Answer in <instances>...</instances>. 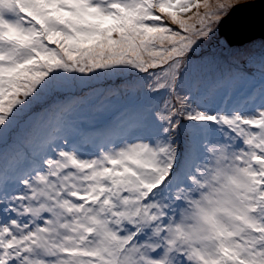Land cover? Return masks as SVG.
<instances>
[{"label":"snow or ice","instance_id":"1","mask_svg":"<svg viewBox=\"0 0 264 264\" xmlns=\"http://www.w3.org/2000/svg\"><path fill=\"white\" fill-rule=\"evenodd\" d=\"M256 7L0 0V264H264Z\"/></svg>","mask_w":264,"mask_h":264},{"label":"water","instance_id":"2","mask_svg":"<svg viewBox=\"0 0 264 264\" xmlns=\"http://www.w3.org/2000/svg\"><path fill=\"white\" fill-rule=\"evenodd\" d=\"M243 15L248 18L246 24L238 25L234 18L225 23L221 35L225 39L232 40L234 45H240L257 38L264 39V20H262L261 7L247 9Z\"/></svg>","mask_w":264,"mask_h":264},{"label":"rangeland","instance_id":"3","mask_svg":"<svg viewBox=\"0 0 264 264\" xmlns=\"http://www.w3.org/2000/svg\"><path fill=\"white\" fill-rule=\"evenodd\" d=\"M193 11H194V9H193ZM221 39H225L223 35H221ZM261 40H262V38H257V39L251 40V41H255V42L259 43ZM249 42H250V41H249ZM247 43H248V42L243 43V44H247ZM243 44H240V45H243ZM237 46H239V45H237ZM82 115H87V113L85 112V113H83Z\"/></svg>","mask_w":264,"mask_h":264}]
</instances>
